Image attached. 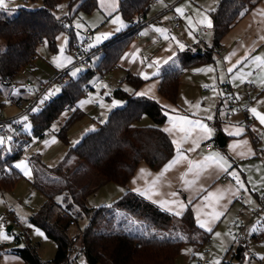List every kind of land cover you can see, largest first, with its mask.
<instances>
[{
  "label": "trees",
  "instance_id": "1",
  "mask_svg": "<svg viewBox=\"0 0 264 264\" xmlns=\"http://www.w3.org/2000/svg\"><path fill=\"white\" fill-rule=\"evenodd\" d=\"M62 1L44 0L40 9L19 8L11 17H0V38L5 41V49L0 51V84L10 86L19 71L36 58L38 48L45 40L56 47V37L67 29V19H57L54 13ZM155 2L120 0L118 12L129 24L128 29L103 44L98 65L63 84L60 94L48 101L42 110L29 113L36 137L44 138L54 121L63 112L72 110L57 133L63 142L69 144L70 129L85 116L78 105L88 93L89 80L97 73L117 67L138 34L134 28L139 23L137 19L145 18ZM259 2L222 0L210 12L214 33L212 47L202 54L180 52L178 66L167 68L160 75L161 96L175 103L182 72L213 62V52L221 47L232 26ZM96 7L95 0H82L84 10L91 11ZM126 82L137 90L145 80L129 72ZM113 97L123 100L124 105L113 109L104 123L88 132L76 146L70 147L57 165L49 168L38 158L32 159L31 185L46 197V201L30 217V222L56 243L57 252L52 261H43L37 250L38 244H33L26 233H20L16 236L17 246H13L10 252L23 259L25 264H78L77 256L72 257L77 239L71 236L70 228L85 218L88 222L76 237H80L79 257L83 256L89 264H177L185 244L192 242L190 232L195 228V220L190 206L182 217L176 219L188 229V238L173 237L175 217L129 187L142 163L153 171H160L175 155V147L162 129L168 119L165 109L152 98L135 96L122 88L115 89ZM13 99L17 100L16 97ZM144 116L150 117L154 125H139ZM214 125L215 136H218L222 132L218 113ZM29 142L23 140L18 149L9 153L0 148V196L13 191L22 178L15 163ZM96 179L100 181L96 182ZM105 182L124 188L125 194L111 206L89 207L87 196L96 192L98 184ZM22 242L25 243L23 247L19 246ZM244 253L245 247L240 246L234 258L241 260Z\"/></svg>",
  "mask_w": 264,
  "mask_h": 264
},
{
  "label": "crops",
  "instance_id": "2",
  "mask_svg": "<svg viewBox=\"0 0 264 264\" xmlns=\"http://www.w3.org/2000/svg\"><path fill=\"white\" fill-rule=\"evenodd\" d=\"M220 2L221 0H162V2L156 0L147 16L137 19V22L144 19L146 21L138 30L139 37H135L117 65L118 68L123 69V74L119 77L122 83H127L126 76L129 72L141 78H143L141 73L148 74L149 79L143 78L145 82L137 90L130 85L131 89L128 92H133L135 96H138L136 93L152 88V92L143 97L156 100L168 114L167 122L162 125V129L171 127L170 117L186 116L190 120L201 121L214 130L213 136L209 139L199 140V131L197 130L189 136L187 141H183L184 133L174 130L169 135L166 132L171 141L174 139L182 141L180 150L187 157V160H182L162 176L161 173L165 167L160 171H153L148 165L142 163L129 184L133 192L174 216L176 222H178V218L184 215L187 208L191 207L195 228L192 231V242L185 244V247L189 245L194 251L183 256L180 254L177 264H197L202 260L206 264H210L215 259L214 255L218 256L220 264L224 261L234 263L236 259L234 254L223 256L228 248L231 250L232 228H236L238 225L246 228L243 220L246 219L247 209L256 205L257 201L260 204L261 195L264 197V125L260 124L250 111L252 107H255L264 112V103H262L264 102V86L261 85L264 70L259 69L254 60L256 56H264V40L261 39L264 36V15L260 14L261 10H264V0H260L255 7L245 12L236 21L223 38L221 47L213 52V62L190 67L182 72V83L175 103L170 102L159 93L161 73L167 68L178 66L177 60L180 52L190 51L194 54L199 53V49L206 51L212 47L213 29L201 25L199 20L205 15L211 18L210 12ZM160 3L164 4L161 6L162 8L159 7ZM171 3L176 4V9H184V15H180L182 22L179 28H175L171 14L166 12L167 5ZM188 18L193 21L192 25L189 24ZM128 27L129 24L122 32L126 31ZM155 28L166 29L167 34L170 37H175V40H165L160 33L155 31ZM202 34L205 36L203 37ZM211 39L212 43H210ZM177 40L185 45L184 50L179 49ZM233 52L235 53L234 56L232 55ZM133 55L136 56L135 60H133ZM229 56H231V62L227 59ZM156 61H159V64H156ZM149 65L152 66L149 67ZM230 67L233 68L231 72L228 71ZM208 68H213L214 71L208 72ZM248 73L251 75H247ZM241 74H246L243 80L238 79ZM227 80L235 88L241 107L246 106L245 97L247 95L253 98V102L248 107L250 125H247L244 115L236 110V106L233 107L228 103L227 96L223 91V84ZM114 87L111 96L118 88V86ZM197 104L199 105L198 108L195 107ZM96 106L98 107L99 104L96 103ZM219 107L220 111L218 112ZM172 109L176 111H172ZM222 109L225 110L222 112ZM227 111L231 112L230 116H226ZM217 113L222 133L226 137V144L223 148L218 146L217 136H215L216 127L214 123L217 120ZM209 115L212 116L211 120L208 119ZM99 119L102 120V117ZM142 125L149 126L151 123L148 121ZM97 128L98 126L85 127L71 132L68 149L76 146L88 132ZM258 136L262 137V141L259 143L256 142ZM196 140H199V147H196L194 143ZM208 145H213V147L208 149ZM234 145L239 146L233 147ZM174 147L176 150V145ZM13 150H7L4 153ZM176 152L172 159L175 158ZM242 152L243 155H241ZM66 153L62 154L60 160ZM215 153L223 156L230 165L228 172L221 171L212 161H208V167L200 171L198 175L197 170L189 171L188 160L203 164L205 157ZM230 173H236L239 176L240 183L244 185L243 188ZM158 177L159 179H157ZM182 177L184 178L182 179ZM185 179L195 181V183L186 184ZM216 191L225 193L224 198L215 205L216 211L223 214L218 220L210 223L212 231L208 232L199 226L197 217L201 220L210 219L207 213H210L212 208L207 206L203 197L207 195V192ZM142 192L146 194L141 195ZM164 202L168 203L165 207H161ZM181 203L184 205L183 208L180 207ZM176 212H180L181 215L177 216ZM256 216H260V213ZM233 230L236 233L237 228ZM247 231L248 228H246V235ZM216 233L220 235L217 236ZM258 236L255 235V238ZM243 247H245L244 243ZM11 248L12 246L0 248V264H25L23 259L10 252ZM204 251H208L205 256L203 255ZM247 257L248 254L245 251L239 263L244 264Z\"/></svg>",
  "mask_w": 264,
  "mask_h": 264
},
{
  "label": "rangeland",
  "instance_id": "3",
  "mask_svg": "<svg viewBox=\"0 0 264 264\" xmlns=\"http://www.w3.org/2000/svg\"><path fill=\"white\" fill-rule=\"evenodd\" d=\"M95 2L97 7L91 11L81 8L82 0H64L54 10L57 17L67 19V29L57 36L59 39L56 37L55 48H53L48 41L47 44H45V41L40 44L34 60L35 68L30 71V78L36 82H47L64 71H66L67 74L62 77L61 83H55L45 91L43 98L34 108H32V112H39L48 101L58 96L63 84L72 79H77L81 74L98 65L103 54V44L109 42L111 38L120 34L126 29V26H128L127 21L122 14L118 12L119 0L117 8L112 11H110V7L107 6V0L105 4H102L101 0H95ZM8 3V9H0V17H11L16 14L19 8L36 10L44 6V0H8ZM161 6H164V4L160 3L159 7L162 8ZM117 16L123 20L125 27L121 28L118 23L112 22ZM77 23L83 25V27L77 28ZM117 29L119 30L117 31ZM70 30H73L72 35L70 34ZM87 31H91L92 33L89 48L94 52V55L86 64L73 66L75 58L71 50L72 45L83 40ZM105 35L107 38H103ZM97 36L102 37L99 43L96 41ZM204 36L205 35H203V37ZM210 43H212V39L210 40ZM61 48H63L62 53ZM4 49L5 41L0 38V51H3ZM57 58H59L64 64L63 67L56 66L54 59ZM65 58H70L71 62H68ZM146 60L148 61V59ZM77 69H79V71H77ZM73 72H76L75 76L72 75ZM122 74L123 69L116 67L111 71L97 73L89 80L88 93L84 95L78 105L85 113V116L77 121L70 129L68 133V142L70 141L69 134L71 132H75L85 127L99 126V124L104 123L108 119L112 109L121 108L124 105L123 100L111 96V93L115 88L114 86H118V88L124 90L127 88H129L128 90L131 89L129 84L120 82L119 77ZM103 85H107V87H104ZM56 89H59V91H55ZM49 93H51V95H49ZM13 97L15 98L16 94L11 91L10 86L0 84V109L3 111V116L5 117H10L13 114L21 112V109L16 104ZM86 100H90L91 102L81 106V101ZM100 100H102L107 107H101ZM116 100L121 101V104L118 106H112L113 102ZM96 103L99 104L98 107L96 106ZM224 110L225 109H222L221 111L223 112ZM72 112V110L63 112L60 117L54 121L44 138H38L33 134V125L29 120V116H27V120H24L23 118L25 126L22 128V136L21 139L17 141L18 143H15L12 139L9 141L7 139L8 137H4L5 143L0 145V148H2L3 151H9V148L11 150L18 149L20 142L27 139L30 140L29 143L33 147V150L27 151L24 146L21 158L15 163L16 165L19 161L25 160L28 167L31 169V178L17 168L22 174V178L16 183L13 191L4 192V194H2L3 196H0V230L12 237L10 240L0 239V248L2 246H17L16 236L20 233H26L33 244H38L37 250L43 261L47 262L54 259L57 252L56 243L49 239L41 229L30 222V217L34 213H37L46 201V197L41 192L34 190L31 185L33 178L32 158H38L41 161V164L49 168L59 163L62 154L67 152L70 143L67 145L63 142L57 133ZM99 117H102V121L98 120ZM148 121L151 123L149 126L154 125L153 121L148 116H144L139 125L143 126L142 124L148 123ZM53 138H55L57 142L53 143ZM46 141L48 142L47 144L45 143ZM98 180L99 179H96V182H98ZM125 192L126 190L124 188H121L116 184L106 182L104 184L100 183L98 184L96 192L87 196V204L89 207L111 206L117 199L122 197ZM254 209L259 210L260 216H256L252 213ZM11 215H16L20 219L21 227H14L12 231L9 232L7 230L8 227L13 225ZM87 222L88 219L85 218L84 220L79 221L77 225L70 228L71 236L77 239L75 241L77 247H75V251L72 254L73 258H76L75 255L80 246V237L76 236L80 233V230ZM174 224L175 227L174 231L171 232V236L178 238L183 237L184 240L187 239L188 229L185 226H182L183 224L180 222H174ZM243 224L248 228L246 240L244 242L245 251L246 254H248V257L244 264H264V198L262 195L260 204L257 201L256 205L247 209L246 219L243 220ZM236 228H232L231 237L233 239L231 241V250L228 248L223 253V256L227 254L232 256L235 254L236 233L239 231V228H237V230ZM37 229H39L44 236L39 235L36 231ZM233 229L236 230V233H234ZM193 230L194 229L190 232L191 236ZM255 235L259 236L255 238ZM45 236L47 239L44 238ZM24 244L25 243L22 242L19 246L23 247ZM208 249H210V246H208ZM192 251H194V249L190 248L189 245L186 247L184 246L181 256L187 253L189 254ZM198 251L200 252V249ZM77 258L78 264H89L83 256ZM214 258L215 259L212 260L210 264H215V261H219L217 255H214ZM234 264H240L239 260L235 259Z\"/></svg>",
  "mask_w": 264,
  "mask_h": 264
},
{
  "label": "snow or ice",
  "instance_id": "4",
  "mask_svg": "<svg viewBox=\"0 0 264 264\" xmlns=\"http://www.w3.org/2000/svg\"><path fill=\"white\" fill-rule=\"evenodd\" d=\"M162 2V0H161ZM102 4L106 3V0H101ZM107 6L110 7V11L115 10L118 6V0H107ZM62 7V6H61ZM9 8V3L8 0H0V9H8ZM176 11L178 13H180L181 16L184 15V9L183 8H177ZM261 15H264V10H261ZM59 17H57L58 19ZM113 23H118L120 25V27H125L123 20L117 16L113 21ZM188 22L190 25H192L193 21L191 20V18H188ZM199 23L201 25H205L207 28H212L213 27V23L211 18H209L207 15L203 16L200 20ZM77 28L83 27V25L77 23L76 25ZM119 29H117L118 31ZM155 31L160 33L161 36H163V38L165 40H175V37H170L167 34V30L164 28H155ZM146 34V33H145ZM103 38H107L106 35ZM57 39H59V37H57ZM102 39L101 36H97L96 37V41L97 43L100 42V40ZM262 40H264V36L261 37ZM177 45L179 46L180 50H184L185 45L183 43H181L180 41H176ZM45 44H47V41L45 40ZM63 52V48H61V53ZM232 55L234 56L235 53L233 52ZM136 59V56L133 55V60ZM227 59L231 62V56L227 57ZM65 60H67L68 62H71L70 58H65ZM254 60L257 64V67L261 70H264V56H256L254 57ZM241 63L243 61H240ZM54 63H56L57 67H63L64 64L59 60V58L54 59ZM156 64H159V61L155 62ZM152 65H149V67H151ZM77 71H79V69H77ZM198 71H203V70H198ZM208 72H213L214 69L213 68H208L207 69ZM229 72L233 71V68H229L228 69ZM157 75L159 74L158 72L156 73ZM73 76L76 75V72L72 73ZM141 75L143 76V78L145 80L149 79V76L147 73H141ZM246 74H241L238 79L243 80L245 78ZM247 75H251V73H248ZM261 85L264 86V76L261 77ZM104 87H107V85H103ZM205 87H207V85H205ZM126 91H128V89H125ZM55 91H59V89H56ZM152 92V88H149L147 91H142V92H138L136 93L138 96H147L149 95V93ZM49 95H51V93H49ZM90 100H86V101H81V106H83L84 104L90 103ZM101 107H107V105L104 104V102L102 100L99 101ZM264 103V102H262ZM121 104V101L116 100L113 102L112 106H118ZM167 107V106H165ZM195 107H199V105H195ZM172 111H176L175 109H172ZM251 113L253 114V116H255L260 124L264 125V112L259 111L257 108L252 107L250 109ZM165 115H168L167 113H165ZM28 117L25 116L24 120H27ZM208 119L211 120L212 116L209 115ZM169 123L171 125V127L169 128H165L163 129V131L167 132L169 135H171L173 133L174 130L179 131L181 133H184V137H183V141H187V139L189 138V136L195 132V131H199V140H204V139H209L213 136L214 134V130L209 127L207 124L201 122V121H193L190 120L188 117L186 116H175V117H170L169 118ZM30 127V126H29ZM239 131V130H238ZM238 134V133H237ZM9 141H11V137L9 136L7 138ZM199 140L194 141V143L196 144V147H199ZM53 143L57 142L55 140V138H53ZM5 143V138L4 137H0V145H3ZM46 144L48 143L47 141L45 142ZM172 143L174 145H176V156L174 159H172L164 168V170L161 173V176L164 175V173L168 172L169 170H171L175 165L179 164L182 160H187V157L183 154V152L180 150L181 149V140L178 139H174L172 141ZM247 143V142H245ZM239 145H234L233 147H238ZM9 151H11V149L9 148ZM249 151H251L249 149ZM244 153L242 152L241 155H243ZM208 161H212L213 163H215L217 165V167L223 171V172H228V168L230 167V165L227 163V161L225 160V158L223 156H221L219 153H215L212 155H209L207 157H205V163L201 164V163H196L193 162L191 160H188V164L190 166L189 171H193V170H197V175L199 174L200 171L204 170L205 168L208 167L207 162ZM16 168L20 169L22 172H24V174L26 176H28L29 178H31V169L28 167V164L25 160H21L19 161L16 165ZM187 175V173L185 174V176ZM230 175H232L237 183L240 184V187L243 188L244 185L242 183H240L239 180V176L236 173H230ZM184 177H182L183 179ZM159 179V177L157 178ZM185 183L191 185L192 183H195V181H188L185 179ZM146 193H141V195H145ZM235 194V193H233ZM173 195H175V193H173ZM225 193L223 191H216V192H207V195H205L203 197L204 201L207 203V206L209 208H212V211L210 213H207V215L210 217L209 220H201L199 217H197V222L199 224V226L201 228L206 229L208 232L212 231V228L210 226V223L212 221L218 220L221 215L223 214L220 211H216L215 209V205L219 203L220 200H222L224 198ZM149 198H151L149 196ZM168 202H164L163 204H161V207H165L167 205ZM180 207L183 208L184 205L183 203L180 204ZM177 216L181 215L180 212H176L175 213ZM37 233L41 236H44V234L42 232L39 231V229L36 230ZM217 236H219V233H216ZM45 239H47V237H44ZM183 238V237H182ZM0 239H4V240H10L12 239V237H10L7 233L3 232L2 230H0ZM215 264H220L219 261H215Z\"/></svg>",
  "mask_w": 264,
  "mask_h": 264
},
{
  "label": "built area",
  "instance_id": "5",
  "mask_svg": "<svg viewBox=\"0 0 264 264\" xmlns=\"http://www.w3.org/2000/svg\"><path fill=\"white\" fill-rule=\"evenodd\" d=\"M166 12L171 14V19L174 23L175 28H179L182 22V18L180 14L176 11V4L171 3L166 7ZM145 19L140 21L135 25V29L139 30L141 26L145 23ZM203 31V30H202ZM201 31V32H202ZM92 33L91 31H87L83 40L76 42L72 45V54L75 58V63L73 66H79L82 64H86L93 57L94 52L89 48V43L91 40ZM135 37H139V34H136ZM35 59H31L28 64L23 67L17 77L11 81V91L16 94V104L21 109V112L18 115H11L10 117L3 116V111L0 109V137H11L13 141L17 142L21 139L22 128L25 126V121L23 118L28 116L31 113L32 108L36 106V104L43 98L45 91L53 86L55 83H61L62 77L67 74L66 71L60 73L57 77L50 79L47 82H36L30 78V71L34 70ZM223 91L227 96L228 103L231 106H236V110L241 112L245 119L247 125H250L248 107L253 102V98L250 95L245 97L246 106H240V100L235 92V88L232 86L230 81H226L223 84ZM231 112L227 111L226 116H230ZM102 121L101 119H99ZM257 140L259 142L262 141V137L258 136ZM213 145H208V149H211ZM32 146L30 144L26 145V150L30 151ZM264 198V197H263ZM253 214L257 215L259 210L254 209ZM11 219L13 220V227H21V221L16 215H11ZM73 224V223H71ZM237 226V224H236ZM239 231L236 233V242H235V253L238 247L243 246L246 237V228L244 226H239ZM208 251H204L203 255H207ZM77 257L80 256V252L78 251L76 254ZM197 264H206L205 261H199ZM222 264H234L229 261H224Z\"/></svg>",
  "mask_w": 264,
  "mask_h": 264
},
{
  "label": "water",
  "instance_id": "6",
  "mask_svg": "<svg viewBox=\"0 0 264 264\" xmlns=\"http://www.w3.org/2000/svg\"><path fill=\"white\" fill-rule=\"evenodd\" d=\"M198 52H199V53H203V50H202V49H199ZM217 143H218V146H219L220 148L225 147V144H226V137L224 136V134H223L222 132H220V133L218 134V136H217ZM12 229H13V225H10V226L8 227L7 230H8L9 232H11Z\"/></svg>",
  "mask_w": 264,
  "mask_h": 264
}]
</instances>
